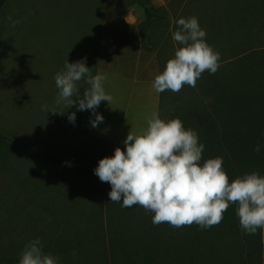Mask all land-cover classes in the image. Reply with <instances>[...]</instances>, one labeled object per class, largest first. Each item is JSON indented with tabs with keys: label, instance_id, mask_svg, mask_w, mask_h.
Wrapping results in <instances>:
<instances>
[{
	"label": "rangeland",
	"instance_id": "1",
	"mask_svg": "<svg viewBox=\"0 0 264 264\" xmlns=\"http://www.w3.org/2000/svg\"><path fill=\"white\" fill-rule=\"evenodd\" d=\"M143 1L163 18H155L150 28L135 0H9L0 45V134L11 140L0 143V264H19L25 245L36 238L45 253L60 257L59 264H123L112 255L115 245L148 243L152 264L187 259L169 224L154 226V213L111 202V185L94 170L116 148L83 133L84 111L55 104L54 77L66 61L86 57L93 75L108 72L117 81L123 77L119 70L129 69L152 86L180 47L172 38L180 18L197 17L206 42L220 58L229 57L264 43V0ZM9 16L21 23L12 27ZM88 87L85 80L78 82L81 96ZM187 88L193 87L179 93L191 100ZM163 93L168 113L174 112L178 93ZM45 104L58 113L42 110ZM138 110L141 114L135 103L132 111ZM72 112L74 124L68 120ZM22 145L71 161L67 168L73 175L54 179L53 166ZM183 242L196 244L190 237ZM218 245L212 255L201 248L195 264H219L222 249L230 252L231 243Z\"/></svg>",
	"mask_w": 264,
	"mask_h": 264
},
{
	"label": "clouds",
	"instance_id": "2",
	"mask_svg": "<svg viewBox=\"0 0 264 264\" xmlns=\"http://www.w3.org/2000/svg\"><path fill=\"white\" fill-rule=\"evenodd\" d=\"M11 26L21 23L8 17ZM173 42L180 45L164 70L152 83L156 93H179L184 86L195 87L204 72L215 74L220 67V54L206 42V30L197 17L180 18ZM86 57L74 63L65 62L64 70L54 80L58 91L57 106L78 111L91 110L92 127H98L104 117L96 109L102 101L110 105L113 97L106 93L103 73L92 74L86 66ZM89 85L83 96L78 82ZM42 110H49L45 104ZM64 114V112H59ZM71 123L76 113L68 115ZM147 127L140 134L132 129L123 141L126 151L117 147L114 155L104 157L94 170L101 182L109 183V197L122 207H142L154 213L152 223H167L173 228L201 229L218 226L232 204L237 205L239 226L248 235L264 230V176L257 172L244 174L230 181L220 157L207 159L201 164L205 145L198 134L186 129L178 118L164 120L153 111L146 118ZM254 151L260 152L257 144ZM60 257L45 253L39 238L27 243L20 253L19 264H59Z\"/></svg>",
	"mask_w": 264,
	"mask_h": 264
},
{
	"label": "trees",
	"instance_id": "3",
	"mask_svg": "<svg viewBox=\"0 0 264 264\" xmlns=\"http://www.w3.org/2000/svg\"><path fill=\"white\" fill-rule=\"evenodd\" d=\"M135 1L146 14L147 28L152 26L155 18L163 19L161 16L156 17L143 0ZM8 2L0 0V45ZM187 89L193 95L192 99H183L178 93L173 98L175 111L170 113L166 108V93L160 94V118L166 121L178 118L186 129L195 131L199 142L205 145L201 164L210 158H222L230 181L246 173L257 172L264 176V43L220 58V67L214 75L204 72L196 88ZM89 137L93 141H101ZM7 142L11 140L0 134V143L6 145ZM257 144L260 145L259 153L254 151ZM22 147L32 152L39 162L52 165L54 179L62 177L64 180L73 175L72 169L67 168L71 161L30 146ZM79 171L75 178L79 176ZM237 207L235 204L230 205L224 213L223 221L212 228L201 229L196 224L182 228L170 226L172 238L178 241L180 248L188 252L187 259L177 263L195 264L194 259H198L201 248L208 249L207 255H212L211 251L217 250L219 243L230 242L231 250L228 252L222 249V256L217 258L219 264H264V230H258L254 235L245 234L239 226ZM184 231L186 234H183ZM189 237L196 244L189 246L183 242L182 245L181 242ZM113 248L116 251L113 250L112 255L122 258L123 264H152L150 243L145 246L136 244L131 248L115 245Z\"/></svg>",
	"mask_w": 264,
	"mask_h": 264
},
{
	"label": "crops",
	"instance_id": "4",
	"mask_svg": "<svg viewBox=\"0 0 264 264\" xmlns=\"http://www.w3.org/2000/svg\"><path fill=\"white\" fill-rule=\"evenodd\" d=\"M99 73L107 76L104 82L105 91L113 99L111 105L107 101H103V103L101 102V110L97 108V113H101L104 117L103 122L98 127H92L91 125V120L94 119L91 110L83 112L85 113V120L82 122L84 131L99 140H103V142L110 143L115 148L120 147L126 150L123 141L127 138L131 129L135 134H140L147 127L146 118L153 111L160 112V93H156L148 83L139 81L136 75L132 76L129 69L119 70L118 74L123 75V77L117 78V81H113L115 77H111L115 74ZM120 99L123 100L121 106L117 105ZM135 103L139 105L141 114H139V110L137 113L132 111ZM89 111L90 113H88Z\"/></svg>",
	"mask_w": 264,
	"mask_h": 264
}]
</instances>
